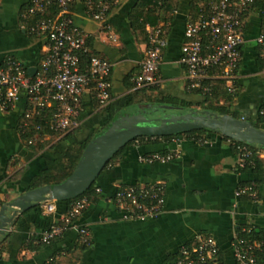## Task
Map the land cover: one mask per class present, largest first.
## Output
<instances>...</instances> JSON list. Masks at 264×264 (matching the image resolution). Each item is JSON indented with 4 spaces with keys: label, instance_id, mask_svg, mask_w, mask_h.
Listing matches in <instances>:
<instances>
[{
    "label": "crops",
    "instance_id": "obj_1",
    "mask_svg": "<svg viewBox=\"0 0 264 264\" xmlns=\"http://www.w3.org/2000/svg\"><path fill=\"white\" fill-rule=\"evenodd\" d=\"M143 1L124 0L112 12L109 22L117 42L100 32L82 0L72 5L76 24L90 36L91 53L114 65L111 83L115 110L120 114H147L149 105L129 106L130 96L135 91L132 78L139 73L147 49L148 29L163 27L166 30L160 69L163 84L155 92L145 91V95L178 103V106H170L204 111L200 106L201 97L187 91L186 68L181 59L187 24L197 18L204 4L214 0H175L168 14L154 13L150 3L136 15ZM29 4L30 0H0V66L13 58L35 76L47 55V42L30 33L33 20L27 18ZM140 23H145V29L140 30ZM262 29L261 15L252 13L246 22L247 42L242 47L238 95L233 102V111L251 122L257 121L264 108V63L256 44ZM95 99L94 91L84 98L81 127L74 136L76 143L97 135L107 122V113L95 108ZM156 103L151 107L165 105ZM183 103L189 106H181ZM26 108L25 100L10 111L0 106L2 205L31 190L34 179L45 170L46 160L53 159V153L47 151L56 142L54 138L36 139L47 145L46 152L40 153L23 139L21 124ZM206 140L202 145L187 140L182 144L181 157L167 164H143L139 157L155 153L165 155L177 148L173 141L132 144L97 180L102 192L77 222L90 231L88 245L71 229L38 251L27 249L32 237L62 224L68 205L52 201L54 212H47L41 204L13 222L8 231L10 237L5 242V236H0V246L5 248L0 264H53L58 261L57 264H175L181 251L194 246L199 235H209L217 241L221 264H236L232 242L238 229L252 228L255 237L264 241V166L260 173L241 171L231 141L218 134ZM252 184L256 186V199L236 196L240 187ZM125 186H163L162 214L148 222L122 220L114 197L117 190ZM13 212L14 209H10L8 216Z\"/></svg>",
    "mask_w": 264,
    "mask_h": 264
},
{
    "label": "built area",
    "instance_id": "obj_2",
    "mask_svg": "<svg viewBox=\"0 0 264 264\" xmlns=\"http://www.w3.org/2000/svg\"><path fill=\"white\" fill-rule=\"evenodd\" d=\"M77 0H30L27 18L33 20L30 33L47 42V55L35 76L25 66L9 58L0 66V106L10 111L22 100L27 108L22 116L21 134H27L32 122L39 118L33 128L36 139L51 137L45 130L60 139L81 127L80 116L84 98L90 91L95 92L99 109H105L113 101L111 76L114 65L99 56H93L88 66H82V55L90 53V36L76 24L72 5ZM87 14L95 21L102 34L110 41L117 42L109 22L112 12L124 0H82ZM258 0H214L204 4L196 19L187 24L181 63L186 68L187 91L202 97L212 96L217 83L225 85L226 92L238 95L239 71L242 61V47L246 44V22L250 15L258 12L263 20V29L256 38L259 56L264 63V8L257 6ZM50 11L51 17H44ZM166 30L163 27L148 29L147 49L139 73L132 78L134 90L160 88L163 80L160 69L163 49L166 46ZM260 114L264 116V108ZM187 140L205 144L206 139L177 137L172 141L177 148L165 155L155 153L142 155L143 164L173 162L181 157L182 144ZM238 169L254 167L250 160L253 152L246 146L237 147ZM264 161V149L257 152ZM101 189L96 193L101 194ZM238 198H257L254 184L240 187ZM44 210L54 212L55 206L45 202ZM91 204L89 197L76 199L66 212L60 225L38 236L40 243L49 245L68 230H76L83 244L90 243L88 228L77 224ZM114 204L127 222H148L156 220L163 212L165 189L163 186L120 187L114 197ZM1 210V208H0ZM252 228L238 229L232 242L236 264H262L259 255L264 254V241L254 239ZM255 237V236H254ZM50 264V263H48ZM175 264H221L220 248L209 235H199L192 247L184 248Z\"/></svg>",
    "mask_w": 264,
    "mask_h": 264
},
{
    "label": "water",
    "instance_id": "obj_3",
    "mask_svg": "<svg viewBox=\"0 0 264 264\" xmlns=\"http://www.w3.org/2000/svg\"><path fill=\"white\" fill-rule=\"evenodd\" d=\"M31 76L34 73L29 72ZM163 112L120 114L112 126L90 142L72 175L58 185L29 190L0 210V236H5L22 214L45 202H63L83 196L97 182L115 155L138 138H165L178 134L209 130L231 141L264 149V130L249 120L210 111L186 110L164 105ZM167 112V113H166ZM10 209H14L8 216Z\"/></svg>",
    "mask_w": 264,
    "mask_h": 264
},
{
    "label": "trees",
    "instance_id": "obj_4",
    "mask_svg": "<svg viewBox=\"0 0 264 264\" xmlns=\"http://www.w3.org/2000/svg\"><path fill=\"white\" fill-rule=\"evenodd\" d=\"M174 1L175 0H144L143 3L140 5V7L137 9L136 15H137V13H139V12L141 13V11H144L145 8L148 7V5L150 3L152 4L154 13L164 12L165 14H168V13H170V11H172L171 8L173 6ZM257 6L259 8L260 7L264 8V0H258ZM53 15H54V12L50 11L49 13L44 15V17H51ZM139 19H140V16H137V22H140ZM144 26H145V23H142V24L140 23V26H139L140 30L145 29ZM89 42L90 41H88V47L90 50ZM93 56H97V55L94 53H91V51H90V53H86V54L82 55V66H83V68L89 65L90 60ZM145 91H148V90H135L134 93L130 96L131 103L129 106H132L133 104H136V103L139 105L143 104V105H147V106L148 105L152 106V104L155 102H157L156 104H165V105H172L173 104L174 106H178V103H173L171 101L164 100L163 98L146 96ZM149 91H151V90H149ZM155 91H157V90L153 89V92H155ZM192 94H195V95H198L199 97H201L202 102H201L200 106H201L202 110L210 111V112H212L216 115H219V116L230 115L234 118L241 119L240 115L238 113H236L235 111H233L234 97L230 96L226 92L225 85L222 82L217 83L216 89H215L212 96L202 97L198 93H192ZM94 102L96 105L95 108L98 109L99 106H98L97 100ZM182 105L183 106H189L188 104H184V103L181 104V106ZM103 111L105 113H107V115H108V119H107L106 124L104 125V127L100 130V132L97 135L91 137L90 139H88L87 141H85L83 143H76L75 142L74 136H75V133L77 131L74 133H70V134H68V135H66L60 139H55L54 135L52 133H50L48 130H45L42 133L41 136L49 134L56 140V142L53 144V146H51L49 148V150L47 151V152L53 153V159L46 160V168H45V170L41 171L39 176H37L34 179L31 190L37 189V188H40L43 186H47V185L61 184V183L65 182L72 175V173L77 168L79 162L81 161V159L85 153V150L87 149L90 142L92 140H94V138H96L98 135L107 131L112 126L114 121L118 118V116L120 115V112L115 110V106L113 103L110 104L109 107H106L105 109H103ZM38 123H39V118H36L32 122L30 131L27 134L23 135V139L27 143H29L33 139V137L35 136V131L33 128ZM252 123L259 130H264V116H262L261 114H259L257 121H252ZM215 134H216L215 132H212L209 130H201V131L182 133V134H178L176 136L165 137V138H138L135 141H133L132 143H130L128 146H126L124 149L119 151L115 155V157L110 161V163L108 164V166L106 167L105 170H107V168L109 166H111L115 162V160H117L119 158V156L121 154H123V152L129 146H131L132 144H135L136 142H138L141 145L147 144V143H159L160 141L170 142L177 137H183V136L188 137V139H193V138L194 139H206L208 136L215 135ZM223 138L225 140L231 141L225 137H223ZM231 143H232L233 148L235 149L236 152H237V147H239V146H246L253 152V155H252L250 160L254 163V167H248V168L241 170V171H248L249 170V171H253L255 173H260L261 170L263 169L264 165H263L262 160H260L258 158L257 152L263 150V148L257 147V146H251V145H248L245 143H239V142H235V141H231ZM30 147H32L36 152L40 153V152L46 150L47 145L41 144V142L38 141L35 144L30 145ZM97 189H99V188H98L97 182H96L94 184V186L89 191H87L83 196H81L79 198H74V199H70L67 201H63V202L68 205V210L70 209L72 203L76 199L89 197L91 202H95L99 197V195L96 193ZM0 205L3 206L2 203H0ZM240 230H242V228H240ZM254 236H253V238L257 239L256 238L257 236L256 237H254ZM9 237H10V234L7 233L5 235L4 242ZM43 246H46V245L40 243L38 237L34 236L29 241V243L27 245V249L30 251H38ZM4 250H5V248L1 245L0 246V260L2 259V255H3ZM263 257H264L263 254L259 255V260L262 264H264ZM57 263H59V261L53 262V264H57Z\"/></svg>",
    "mask_w": 264,
    "mask_h": 264
},
{
    "label": "flooded vegetation",
    "instance_id": "obj_5",
    "mask_svg": "<svg viewBox=\"0 0 264 264\" xmlns=\"http://www.w3.org/2000/svg\"><path fill=\"white\" fill-rule=\"evenodd\" d=\"M161 107H162V105L155 106V107H153V108L151 109V111H154L153 109L155 108V110L160 109L159 111H160V112H163V110L161 109ZM147 113L150 114V112H147ZM166 113H167V112H166Z\"/></svg>",
    "mask_w": 264,
    "mask_h": 264
},
{
    "label": "rangeland",
    "instance_id": "obj_6",
    "mask_svg": "<svg viewBox=\"0 0 264 264\" xmlns=\"http://www.w3.org/2000/svg\"><path fill=\"white\" fill-rule=\"evenodd\" d=\"M153 107H151V106H148L146 109H147V111L146 112H150V113H152V112H154V111H151V109H152ZM155 109V108H154ZM153 109V110H154ZM157 110H160V109H157ZM156 110V111H157ZM147 114H149V113H147Z\"/></svg>",
    "mask_w": 264,
    "mask_h": 264
}]
</instances>
